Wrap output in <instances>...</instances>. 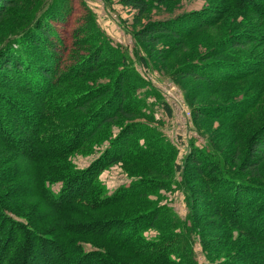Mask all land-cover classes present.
I'll return each instance as SVG.
<instances>
[{
    "label": "trees",
    "instance_id": "obj_1",
    "mask_svg": "<svg viewBox=\"0 0 264 264\" xmlns=\"http://www.w3.org/2000/svg\"><path fill=\"white\" fill-rule=\"evenodd\" d=\"M9 1L0 0V9ZM63 1L65 9L45 7L48 0H42L24 22L0 31V157L13 162L0 172V264H199L194 235L203 249V239L214 237L201 227L204 220L220 239L239 245L217 263L207 258L210 264H264V120L253 126L232 160L210 143L192 148L181 165L175 163L176 149L150 124L153 119L138 97L143 81L131 66L116 58L96 32H85L76 48L69 46L62 30L71 6ZM123 2L143 11L148 0ZM224 2L211 11L154 20L140 33L159 30L184 39L217 25L222 11L237 10L257 18L262 34L236 32L227 38L228 46L264 41V0ZM73 49L81 53L73 55ZM207 55L182 66L210 85L264 71V58L208 60ZM136 58L147 65L144 57ZM101 69L106 71L103 83L79 91L70 84L97 77ZM262 82L264 77L256 83ZM260 96L196 106L193 117L215 115L235 122L256 108ZM161 103L170 116L169 104ZM104 140L107 143L84 167L70 159L74 151L91 152ZM117 162L139 164L140 171L155 170L163 178L130 174L127 182L108 190L99 175ZM177 172L180 179L175 183L188 208L183 219L171 207L145 199L171 185ZM19 179L26 186L15 191L11 184ZM194 182L202 185L206 199L200 213ZM149 229L156 233L146 234Z\"/></svg>",
    "mask_w": 264,
    "mask_h": 264
},
{
    "label": "rangeland",
    "instance_id": "obj_2",
    "mask_svg": "<svg viewBox=\"0 0 264 264\" xmlns=\"http://www.w3.org/2000/svg\"><path fill=\"white\" fill-rule=\"evenodd\" d=\"M41 1H9V5L0 9L2 11L0 31L6 30L10 25H19L20 22H24ZM224 1L148 0L146 8L139 11L137 7L125 4L123 0H70V2L67 0L68 6H71V12L67 21L63 23L65 26L62 31L64 36L68 35L69 37V46L76 48L78 46L76 40L85 32H96L101 34L109 48L114 49L116 58L122 57L126 65L131 66L130 69L143 81L138 97L145 101V113L150 119H153L150 124L156 127L157 132L161 134V139L167 145L176 149L174 162L180 165L192 148H204L210 143L223 151L229 160H232L236 149L240 145L242 148L245 144L242 141L251 137L253 126L263 122L264 90L262 88L264 82L261 84L256 82L258 78L264 77V71L242 81L210 85L182 66L193 59L200 58L204 53L208 54V60L217 58L239 60L244 57L263 59L264 41H257L244 48L233 49L228 46L227 40L231 34L243 30L257 32L261 35L259 21L243 12L228 10L226 14H223L224 11H222L221 16H224L217 25L205 26L184 39L159 30L148 29L149 31L145 35H141L140 31H146L148 25L154 20L175 18L193 10L208 9L211 11L214 10L213 8L222 7ZM63 2V0H48L44 6L54 5L65 9L66 5H63ZM136 48L137 52H135ZM78 52L75 49L72 54L75 55ZM137 55L144 57L147 65L139 63ZM105 74L106 71L101 69L97 77L94 75L88 79H77L70 84H75L79 88L77 91L92 88L95 84L104 82ZM259 93L261 100L256 101V108L252 111L248 110L238 121L232 122L215 115L210 118L193 117V107L232 104L244 98L251 99L253 94ZM163 101L169 104L170 116L162 108L161 102ZM144 118L137 117L136 120L143 121ZM112 127L115 131V125ZM106 143L107 141L104 140L97 143L98 145L94 144L91 152L78 149L71 154L70 159L76 166L84 167L98 155ZM12 165V161L2 160L0 157V172H5ZM139 166V164L125 165L117 162L103 169L99 179L108 190H112L117 185L127 182L130 174L163 178V175L158 174L155 170L140 171ZM261 169L264 170V163ZM178 179H180V175L177 172L172 178L174 182L170 180L172 181L171 185L148 194L145 199L152 205L157 203L171 207L177 216L183 219L187 215L188 208L184 194L175 183ZM24 185L26 186V182L20 179L11 184L15 191H19ZM192 186L197 190L196 210L200 213L201 206L206 201L203 187L199 182H194ZM210 223L208 220L201 222V227L208 231L207 234L214 235V237L203 239L205 249L201 247L197 235H194L193 252L199 264H210L207 258L213 263H217L239 247L238 244L228 242L223 238L220 239L219 233L212 230ZM213 225L216 226L215 223ZM149 233L154 234L156 230L149 229L146 234Z\"/></svg>",
    "mask_w": 264,
    "mask_h": 264
}]
</instances>
